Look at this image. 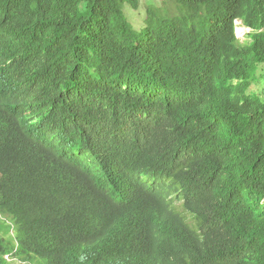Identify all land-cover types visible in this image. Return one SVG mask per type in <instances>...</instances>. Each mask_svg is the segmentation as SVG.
<instances>
[{
  "label": "trees",
  "instance_id": "obj_1",
  "mask_svg": "<svg viewBox=\"0 0 264 264\" xmlns=\"http://www.w3.org/2000/svg\"><path fill=\"white\" fill-rule=\"evenodd\" d=\"M124 4L0 0V264H264V0Z\"/></svg>",
  "mask_w": 264,
  "mask_h": 264
},
{
  "label": "clouds",
  "instance_id": "obj_2",
  "mask_svg": "<svg viewBox=\"0 0 264 264\" xmlns=\"http://www.w3.org/2000/svg\"><path fill=\"white\" fill-rule=\"evenodd\" d=\"M63 148L64 150L67 149L70 157L76 158L71 164L84 172V179L95 183H102L107 180L110 170L104 163L103 146L98 142L81 139L77 143H68ZM4 258L10 263H22L12 253H6Z\"/></svg>",
  "mask_w": 264,
  "mask_h": 264
},
{
  "label": "rangeland",
  "instance_id": "obj_3",
  "mask_svg": "<svg viewBox=\"0 0 264 264\" xmlns=\"http://www.w3.org/2000/svg\"><path fill=\"white\" fill-rule=\"evenodd\" d=\"M167 1H170V0H140V7L137 10L133 9L128 4H124V11L126 15L128 16V18L130 19V21L133 23L134 27L140 30L145 24L147 7L151 4H154L156 6H162ZM235 30L241 42H249L250 37L248 36V33L251 30L245 27L240 20L236 21ZM254 89L257 90V92H260L262 94L264 92V84H261V83L256 84ZM176 204L178 205V209L180 211L185 212L183 208V204L180 201H178Z\"/></svg>",
  "mask_w": 264,
  "mask_h": 264
}]
</instances>
